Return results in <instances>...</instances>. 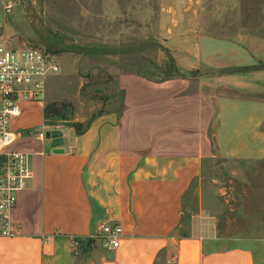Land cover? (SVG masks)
I'll list each match as a JSON object with an SVG mask.
<instances>
[{"label":"crops","instance_id":"1","mask_svg":"<svg viewBox=\"0 0 264 264\" xmlns=\"http://www.w3.org/2000/svg\"><path fill=\"white\" fill-rule=\"evenodd\" d=\"M212 55L176 54L182 71ZM238 79L224 81L240 89ZM196 82L121 73L123 107L92 116L81 133L69 127L59 151L48 152V140L26 148L29 175L12 212L17 234L0 236V264H258L243 246L211 249L206 225L183 233L213 124L225 157L238 165L264 159V101L218 94V79L212 90ZM110 223L123 228L115 249L100 235Z\"/></svg>","mask_w":264,"mask_h":264},{"label":"rangeland","instance_id":"2","mask_svg":"<svg viewBox=\"0 0 264 264\" xmlns=\"http://www.w3.org/2000/svg\"><path fill=\"white\" fill-rule=\"evenodd\" d=\"M0 25L5 37L44 47L62 67L42 103H24L12 123L25 136L24 152L40 143L29 135L44 123L67 131L123 107L121 73L190 78L194 89L205 80L208 90L218 79V94L264 101V0H0ZM205 52L213 54L207 64L196 57L199 68L178 66L176 54ZM230 76L240 89L224 81ZM215 133L213 124L212 154L186 200L183 233L206 225L211 249L243 246L264 264V159L238 165L220 152Z\"/></svg>","mask_w":264,"mask_h":264},{"label":"built area","instance_id":"3","mask_svg":"<svg viewBox=\"0 0 264 264\" xmlns=\"http://www.w3.org/2000/svg\"><path fill=\"white\" fill-rule=\"evenodd\" d=\"M0 25V236H15L12 212L19 192L26 186L29 175L28 154L16 149L23 138L12 128L13 119L22 112L24 103H42L47 81L61 74L62 67L56 55L41 46H21L14 38H7ZM66 129L44 123L33 134L37 140H48L47 133ZM100 235L109 249L120 246L123 228L119 223L104 224ZM79 246L78 239L73 240Z\"/></svg>","mask_w":264,"mask_h":264},{"label":"water","instance_id":"4","mask_svg":"<svg viewBox=\"0 0 264 264\" xmlns=\"http://www.w3.org/2000/svg\"><path fill=\"white\" fill-rule=\"evenodd\" d=\"M26 3V0H23ZM26 10L27 6H26ZM47 138L50 140V143L47 145L46 150L49 152L50 150L59 151V146L63 144L62 133L60 131H53L47 133Z\"/></svg>","mask_w":264,"mask_h":264},{"label":"trees","instance_id":"5","mask_svg":"<svg viewBox=\"0 0 264 264\" xmlns=\"http://www.w3.org/2000/svg\"><path fill=\"white\" fill-rule=\"evenodd\" d=\"M94 50H95V48H93ZM52 50V49H51ZM53 51V50H52ZM176 74H179L180 72L176 69V72H175ZM228 73H230L229 71H228ZM142 76H144V75H142ZM144 77H146V76H144ZM171 78H173V77H170V78H167V79H171ZM166 79V80H167ZM46 109H48V108H46ZM75 128H76V130L78 131V132H82V130H83V128H84V126H82V125H76V126H74Z\"/></svg>","mask_w":264,"mask_h":264}]
</instances>
